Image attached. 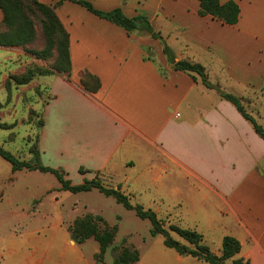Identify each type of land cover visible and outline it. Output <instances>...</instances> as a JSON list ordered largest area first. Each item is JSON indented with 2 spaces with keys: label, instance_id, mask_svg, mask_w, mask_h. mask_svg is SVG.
I'll list each match as a JSON object with an SVG mask.
<instances>
[{
  "label": "crops",
  "instance_id": "crops-1",
  "mask_svg": "<svg viewBox=\"0 0 264 264\" xmlns=\"http://www.w3.org/2000/svg\"><path fill=\"white\" fill-rule=\"evenodd\" d=\"M88 1L102 12L146 16L176 61L206 60L217 83L225 77L241 98L250 92L264 99V0H220L239 5L234 26L201 17L197 0ZM56 12L70 35L72 70L70 75L51 70L23 87H40L46 96L41 117L33 109L42 122L34 161L66 172L72 185L100 178L127 195H149L156 213L180 194L190 212L210 202L230 219L231 236L242 246L239 258L264 264V139L252 124L200 77L174 70L151 34L129 33L70 1ZM0 52V64L15 53L6 47ZM82 72L100 81L99 90L81 84ZM0 75L5 89L8 76ZM31 246L10 245L0 255L9 260L0 264H57L47 253L52 245L42 250L44 256L37 253L39 245L31 254Z\"/></svg>",
  "mask_w": 264,
  "mask_h": 264
},
{
  "label": "rangeland",
  "instance_id": "rangeland-1",
  "mask_svg": "<svg viewBox=\"0 0 264 264\" xmlns=\"http://www.w3.org/2000/svg\"><path fill=\"white\" fill-rule=\"evenodd\" d=\"M57 2L49 6H54ZM31 17L37 27L35 43L28 46V49L6 47L15 53L11 54L13 58L7 63L0 64V72L8 76L5 89L0 88V147L20 160L33 163L36 161L34 152L39 125L42 123L37 115L41 117L42 105L46 101L45 91L40 87L32 91L24 90L23 87L28 84L19 85L13 77L23 76L29 68L50 71L55 57L44 61L29 53V50H41L45 46L40 16ZM205 61L202 65L207 68ZM208 75L213 84L217 83L214 73L208 72ZM224 78L215 85L241 98L240 90L230 91ZM15 85L20 88L12 89ZM245 97L246 99H242L246 111L264 128V99L250 92ZM100 181L102 182L101 179ZM50 187H55V190L50 191ZM183 197L180 194L169 198L163 203L161 212L157 213L158 217L164 222L166 229L176 225L201 233L206 245L215 254L221 255L223 238L233 233L230 219L217 213L210 202L201 204L202 207H198L197 212H190L184 205ZM131 202L145 208L152 207L149 195L131 196ZM89 214L100 216L110 226L118 227L115 242L108 249L104 263L96 259L100 247L95 239L91 238L84 243H77L72 239L70 227L77 219ZM151 229L150 221L140 219L134 211L126 209L114 198L107 197L98 190L80 193L66 191L52 174L28 170L13 172L12 164L0 156V255L12 244L33 245L30 247L31 254L36 251L35 245H39V255H43L42 250L52 245L47 253L53 256L57 264H115L119 250L129 246L135 247L140 253L137 264H208L167 248L164 237L153 236ZM169 234L174 240L187 244L176 233L170 231ZM22 250L27 252L28 248ZM2 259L9 260V257H0L1 261ZM77 259L79 261L75 263ZM225 264H233V260Z\"/></svg>",
  "mask_w": 264,
  "mask_h": 264
},
{
  "label": "trees",
  "instance_id": "trees-1",
  "mask_svg": "<svg viewBox=\"0 0 264 264\" xmlns=\"http://www.w3.org/2000/svg\"><path fill=\"white\" fill-rule=\"evenodd\" d=\"M65 1L81 5L96 16L122 27L129 33L143 30L154 38L159 39L163 44L165 55L168 57L169 62L173 64L174 70L188 73L192 75L194 80H197V76L200 77L202 84L206 88L216 90L223 100L233 104L239 113L252 124L258 136L264 139V128L246 111L243 99L213 84L209 80L206 68L203 65L189 60L176 61L177 57L174 51L164 38L154 31L148 18L144 15L129 18L121 9L102 12L95 9L88 0H60L54 6L46 5L40 0H0V8L3 12V20L0 24V47H23L28 49V46L35 43L37 39V27L31 15H39L40 24L45 35V46L41 50H29V53L44 61H49L55 57L50 69L60 74L70 75L72 70L70 35L55 12V9ZM197 1L200 3L199 15L201 17L211 16L223 25L230 26H234L239 22L241 9L236 2L229 1L222 4L220 0ZM51 70L44 71L29 68L23 76L13 77V79L19 85H26L37 75L49 74ZM80 81L91 92H96L101 86L100 81L88 72L80 74ZM34 154L36 155V151ZM0 156L12 164L13 172L28 170L51 173L56 176L62 184V188L66 191L80 193L97 189L103 195L114 198L117 203L123 205L126 209L134 211L140 219L150 221L152 225L151 234L153 236L162 235L164 237V245L169 249H174L182 256H191L208 264H225L229 260H233V264H250L249 260L236 258L241 253L242 246L235 237L225 236L222 241L221 255H217L206 245L201 233L176 225H171L166 229L164 222L154 210L145 208L141 204H133L130 195L122 192L120 188L115 189L105 186L99 178L91 181L86 180L81 185H72L71 181L66 179V172L62 170L43 166L37 160L33 163L20 160L1 147ZM81 173H84V170H81ZM170 231L180 236L187 244L174 240L169 234ZM70 232L72 239L77 243H84L91 238L95 239L100 247L99 253L96 254V259L104 263L108 249L115 242L118 227L110 226L100 216L89 214L77 219L70 227ZM139 261V251L135 247L124 246L119 250L115 264H137Z\"/></svg>",
  "mask_w": 264,
  "mask_h": 264
}]
</instances>
